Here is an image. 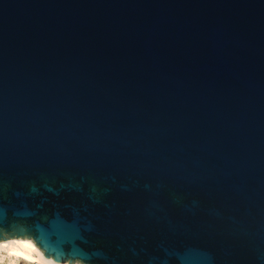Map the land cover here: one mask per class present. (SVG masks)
<instances>
[{"label": "water", "instance_id": "1", "mask_svg": "<svg viewBox=\"0 0 264 264\" xmlns=\"http://www.w3.org/2000/svg\"><path fill=\"white\" fill-rule=\"evenodd\" d=\"M79 264H264V0H0V242Z\"/></svg>", "mask_w": 264, "mask_h": 264}, {"label": "bare ground", "instance_id": "2", "mask_svg": "<svg viewBox=\"0 0 264 264\" xmlns=\"http://www.w3.org/2000/svg\"><path fill=\"white\" fill-rule=\"evenodd\" d=\"M8 241H21V242H31L36 251L32 252L29 249L22 248L19 244H12L8 249L0 248V260L3 261L4 264H19V262H25L26 264H70V263H58L51 258L45 257L43 251L36 245V243L32 239L28 238H16L6 241H1L0 244ZM12 251H24L26 255H31V260H25L23 257H17L14 255H10ZM79 264V263H74Z\"/></svg>", "mask_w": 264, "mask_h": 264}, {"label": "snow or ice", "instance_id": "3", "mask_svg": "<svg viewBox=\"0 0 264 264\" xmlns=\"http://www.w3.org/2000/svg\"><path fill=\"white\" fill-rule=\"evenodd\" d=\"M12 244H19L22 248L24 249H29L32 252L36 251L35 246L31 242H21V241H8L0 244V248L3 249H8L10 245ZM10 255H14L17 257H23L25 260H31L32 256L31 255H26L24 251H12L10 252Z\"/></svg>", "mask_w": 264, "mask_h": 264}, {"label": "built area", "instance_id": "4", "mask_svg": "<svg viewBox=\"0 0 264 264\" xmlns=\"http://www.w3.org/2000/svg\"><path fill=\"white\" fill-rule=\"evenodd\" d=\"M0 264H4L2 260H0ZM19 264H26L25 262H19ZM33 264V263H31Z\"/></svg>", "mask_w": 264, "mask_h": 264}]
</instances>
